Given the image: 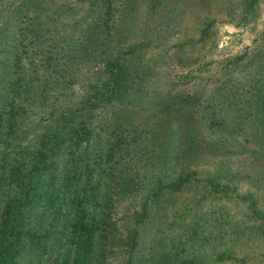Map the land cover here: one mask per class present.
<instances>
[{"label":"rangeland","instance_id":"obj_1","mask_svg":"<svg viewBox=\"0 0 264 264\" xmlns=\"http://www.w3.org/2000/svg\"><path fill=\"white\" fill-rule=\"evenodd\" d=\"M92 4L0 0V95L15 78L32 82L30 94L15 98L26 110L17 142H30L52 108L72 104L88 88L95 71L82 70L68 84L57 70L66 40H84L99 21ZM113 4L119 28L113 40H121L123 52L125 42L142 39L145 71L135 97L107 106L124 111L138 130L174 119L183 126L177 136L198 139L193 148L180 141L177 165L160 174L164 182L189 177L160 196V213L151 214L152 197L138 198L128 211L146 214L137 246L142 256L132 264H153V248L162 264H264V0ZM101 69L99 63L94 70ZM164 252L170 257L163 261Z\"/></svg>","mask_w":264,"mask_h":264},{"label":"trees","instance_id":"obj_2","mask_svg":"<svg viewBox=\"0 0 264 264\" xmlns=\"http://www.w3.org/2000/svg\"><path fill=\"white\" fill-rule=\"evenodd\" d=\"M91 2L99 21L86 27L84 40H66L57 70L66 73L68 84L82 70L95 71L86 91L72 104L52 108L26 145L16 141L26 110L15 98L30 94L32 82L15 78L0 95V264L140 262L139 228L146 214L128 211L138 198L152 197L151 214H159L160 196L189 178L164 182L160 176L177 165L180 141L188 148L198 142L189 133L177 136L182 124L171 119L138 130L124 111L107 106L137 95L133 89L145 71L138 51L145 43L125 42L122 52L119 36L113 40L119 30L115 0ZM208 29H201L202 39ZM99 63L102 69L94 70ZM107 113L116 119L110 122ZM158 252L151 249L153 264H162ZM169 255L164 252L163 261Z\"/></svg>","mask_w":264,"mask_h":264}]
</instances>
